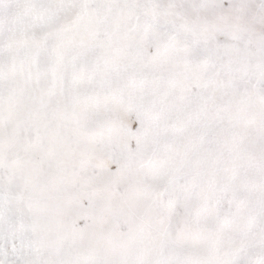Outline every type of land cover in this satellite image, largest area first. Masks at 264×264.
<instances>
[{
  "label": "snow or ice",
  "instance_id": "6c2138e0",
  "mask_svg": "<svg viewBox=\"0 0 264 264\" xmlns=\"http://www.w3.org/2000/svg\"><path fill=\"white\" fill-rule=\"evenodd\" d=\"M0 264H264V0H0Z\"/></svg>",
  "mask_w": 264,
  "mask_h": 264
}]
</instances>
